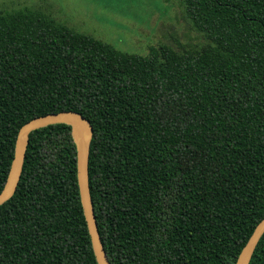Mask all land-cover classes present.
Returning a JSON list of instances; mask_svg holds the SVG:
<instances>
[{
	"label": "trees",
	"instance_id": "16d2710c",
	"mask_svg": "<svg viewBox=\"0 0 264 264\" xmlns=\"http://www.w3.org/2000/svg\"><path fill=\"white\" fill-rule=\"evenodd\" d=\"M178 1L205 42L147 55L42 7L0 9V193L26 123L81 113L111 264H236L264 219V0ZM77 174L69 125L31 134L0 264H98Z\"/></svg>",
	"mask_w": 264,
	"mask_h": 264
},
{
	"label": "rangeland",
	"instance_id": "374dc122",
	"mask_svg": "<svg viewBox=\"0 0 264 264\" xmlns=\"http://www.w3.org/2000/svg\"><path fill=\"white\" fill-rule=\"evenodd\" d=\"M42 7L68 27L123 52L147 55L151 47L205 42L178 0H0V9Z\"/></svg>",
	"mask_w": 264,
	"mask_h": 264
},
{
	"label": "water",
	"instance_id": "95a60500",
	"mask_svg": "<svg viewBox=\"0 0 264 264\" xmlns=\"http://www.w3.org/2000/svg\"><path fill=\"white\" fill-rule=\"evenodd\" d=\"M66 124L71 127V134L77 150L78 185L84 215L91 236L92 247L98 264H111L99 232L95 209L91 197L89 179V158L94 130L85 117L75 111H63L40 116L26 123L19 131L15 154L6 184L0 193V206L11 200L18 188L23 173L30 136L35 131L53 125ZM264 236V219L256 226L252 236L240 253L236 264H250L253 255Z\"/></svg>",
	"mask_w": 264,
	"mask_h": 264
}]
</instances>
